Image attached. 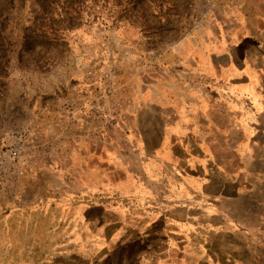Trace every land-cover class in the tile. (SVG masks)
Segmentation results:
<instances>
[{
    "label": "rangeland",
    "instance_id": "obj_1",
    "mask_svg": "<svg viewBox=\"0 0 264 264\" xmlns=\"http://www.w3.org/2000/svg\"><path fill=\"white\" fill-rule=\"evenodd\" d=\"M216 174L228 232L264 264V1L0 0V264H141L60 206L185 205Z\"/></svg>",
    "mask_w": 264,
    "mask_h": 264
},
{
    "label": "crops",
    "instance_id": "obj_2",
    "mask_svg": "<svg viewBox=\"0 0 264 264\" xmlns=\"http://www.w3.org/2000/svg\"><path fill=\"white\" fill-rule=\"evenodd\" d=\"M155 150L158 151L159 166L161 163L173 165L174 151L178 153L179 145L164 141L162 145L157 144ZM91 174L96 179L85 188L101 187L105 182L102 169L97 166ZM210 177L205 179L210 183H206L200 191L193 192L196 200L185 205L170 202L164 206L149 207L146 203L137 209L131 203L124 206L123 211L105 207L97 211L100 216L89 218L86 209L74 202L71 206L69 203L60 206V213L67 215L64 226L77 233L81 231L82 237L87 236L80 219V215L85 214L87 224H90V236L97 233V237L100 227H103L107 232L108 244L138 242L141 264H250L242 246L228 232L227 192L211 188L214 184L226 186V181L219 174ZM213 200L219 201L211 204Z\"/></svg>",
    "mask_w": 264,
    "mask_h": 264
},
{
    "label": "built area",
    "instance_id": "obj_3",
    "mask_svg": "<svg viewBox=\"0 0 264 264\" xmlns=\"http://www.w3.org/2000/svg\"><path fill=\"white\" fill-rule=\"evenodd\" d=\"M22 154V150L19 147H13L11 151L8 152V154H6V157L2 163H4L5 161H8V163L12 166H17L19 172H17L16 170V174L19 176H22L24 173V167L26 166V162L24 160H22L21 157Z\"/></svg>",
    "mask_w": 264,
    "mask_h": 264
},
{
    "label": "trees",
    "instance_id": "obj_4",
    "mask_svg": "<svg viewBox=\"0 0 264 264\" xmlns=\"http://www.w3.org/2000/svg\"><path fill=\"white\" fill-rule=\"evenodd\" d=\"M35 28H36V32L38 33V35H40L42 38L47 39V33L45 28L43 27V23H37L35 24Z\"/></svg>",
    "mask_w": 264,
    "mask_h": 264
}]
</instances>
